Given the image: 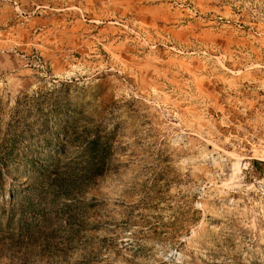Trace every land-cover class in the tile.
<instances>
[{
  "label": "rangeland",
  "instance_id": "obj_1",
  "mask_svg": "<svg viewBox=\"0 0 264 264\" xmlns=\"http://www.w3.org/2000/svg\"><path fill=\"white\" fill-rule=\"evenodd\" d=\"M0 172V264H264V0H0Z\"/></svg>",
  "mask_w": 264,
  "mask_h": 264
},
{
  "label": "trees",
  "instance_id": "obj_2",
  "mask_svg": "<svg viewBox=\"0 0 264 264\" xmlns=\"http://www.w3.org/2000/svg\"><path fill=\"white\" fill-rule=\"evenodd\" d=\"M10 144H12V143L10 142ZM11 147H12V145H11ZM7 157H14V154H13L12 150H10V152L7 153ZM4 181L5 180L3 178V175L0 172V197H1L0 198V203L3 205V209L0 210V215H2L5 212L4 207L7 206L10 203V200L12 199V195L10 194L9 189H7L6 191L2 192L3 187L5 185ZM9 210H11V214H13V211H14L13 208L9 207ZM19 212H20V215H21L23 213V209L21 208Z\"/></svg>",
  "mask_w": 264,
  "mask_h": 264
}]
</instances>
